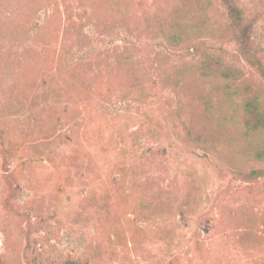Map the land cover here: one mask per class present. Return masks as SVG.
Masks as SVG:
<instances>
[{
	"label": "rangeland",
	"instance_id": "rangeland-1",
	"mask_svg": "<svg viewBox=\"0 0 264 264\" xmlns=\"http://www.w3.org/2000/svg\"><path fill=\"white\" fill-rule=\"evenodd\" d=\"M234 1L249 51L221 0H0V264H264V178L232 172L264 131L231 125L264 104V0Z\"/></svg>",
	"mask_w": 264,
	"mask_h": 264
},
{
	"label": "trees",
	"instance_id": "trees-1",
	"mask_svg": "<svg viewBox=\"0 0 264 264\" xmlns=\"http://www.w3.org/2000/svg\"><path fill=\"white\" fill-rule=\"evenodd\" d=\"M223 7L225 8V11L228 15L229 19V27L232 31V35L234 37V40L238 42L242 46V48L245 51L250 50V44H251V39H250V28L249 26L246 25L245 22V15L243 10L237 5V3L234 0H221ZM98 19V18H96ZM176 21L172 23L170 26V29H168L167 34H168V39L172 40L175 43H181L182 38L180 35V32H177L178 27H181L183 25L177 26ZM72 24V23H71ZM112 24H119V25H124L125 21L118 19L112 22ZM87 25H71L72 29L75 30L77 38L75 41V45L78 47L81 46L84 42V35L83 32L85 27ZM186 31L190 32L192 31V26L194 25L191 24H184ZM185 30V29H184ZM70 32V31H69ZM126 68V65H124V69ZM139 76L137 72H133L130 74L131 78H134L136 76ZM209 79V75H207ZM139 86V85H138ZM145 86L138 87L135 89V87H131L130 91L133 94H136L137 91L139 93L145 92ZM133 88V89H132ZM135 89V90H134ZM233 107L236 104V108L238 109V113L232 117L231 125L237 131L238 133L241 134H247L248 131H264V104L258 101H243L241 99L232 101ZM227 104L230 106V104L227 102ZM225 122L221 123L219 126H223L226 128L228 125L226 124V119L224 118ZM223 120V121H224ZM219 132V131H216ZM182 133L184 136V139L187 141H192L197 144H200L204 148L208 147L209 140L205 137H203L201 134H196L192 128L188 126L186 122L182 123ZM223 134V133H222ZM2 132H0V136L2 137ZM224 136V134H223ZM9 151L8 148L5 149V152ZM257 156H261V154H264L262 151L257 149L254 151ZM233 176L241 180L243 182H258L261 179L264 178V168H253L250 170H244L240 168H235L232 170ZM147 207L144 209L146 210ZM85 264H91V260L89 258H86L84 260ZM70 264H73V260L70 261Z\"/></svg>",
	"mask_w": 264,
	"mask_h": 264
}]
</instances>
